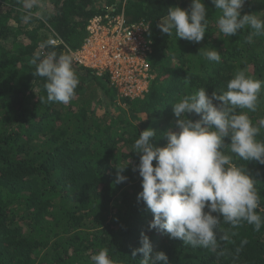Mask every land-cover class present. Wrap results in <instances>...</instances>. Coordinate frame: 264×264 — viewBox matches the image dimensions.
<instances>
[{"label": "trees", "instance_id": "1", "mask_svg": "<svg viewBox=\"0 0 264 264\" xmlns=\"http://www.w3.org/2000/svg\"><path fill=\"white\" fill-rule=\"evenodd\" d=\"M203 2L208 28L196 44L158 26L169 7L185 9L190 0H37L28 22L24 0H0V264H92L90 257L105 247L114 264H142L141 253L132 256L142 232L169 264H264V225L255 231L242 223L216 251L192 248L150 230L152 213L137 200L142 178L133 171L139 155L131 151L141 131L156 130L152 142L164 146L162 134L178 130L172 104L182 96L201 87L222 94L237 70L264 81V35L248 43L252 29L246 27L224 36L216 24L219 11ZM122 11L127 23L148 28V92L140 99L119 98L106 75L73 62L79 78L74 98L68 105L47 102L45 78L35 75L32 56L53 50L71 55L93 16ZM244 13L264 19V0H246ZM51 38L60 42L41 50ZM212 48L221 53L219 63L203 55ZM249 116L257 125L264 119V84ZM258 139L264 140V128ZM224 151L246 168L264 208V165ZM125 165L120 174L127 180L117 183Z\"/></svg>", "mask_w": 264, "mask_h": 264}, {"label": "clouds", "instance_id": "2", "mask_svg": "<svg viewBox=\"0 0 264 264\" xmlns=\"http://www.w3.org/2000/svg\"><path fill=\"white\" fill-rule=\"evenodd\" d=\"M245 2L210 0L220 13L216 20L219 32L233 37L247 27L252 29L247 42L252 43L253 36L264 35V19L253 13L242 14ZM36 3L37 0H24L25 9L29 10L23 17L25 22L32 19L30 10ZM206 11L203 0H190L185 9L169 7L158 26L167 36L174 33L177 38L199 44L208 28ZM50 46L49 42H42L39 48ZM203 55L209 61L221 60V53L215 48ZM29 63L35 66V75L45 78L47 102L68 105L72 101L79 78L71 55L54 50L46 54L37 52ZM262 84L264 81L237 70L222 94L213 91L209 95L201 87L172 104L178 130L162 134L166 138L164 146L152 142L157 138L156 130L147 128L139 133L131 151L139 155L133 171L142 178L137 200H142L153 216L150 230H161L185 246L212 251L218 249L220 241H228L230 235H235L231 229L242 223L260 231L264 225L261 217L264 208H260L255 182L246 168L237 166L233 155L226 154L224 149L227 147L243 161L264 165V140L258 139L264 119L257 125L249 116V112L257 110ZM225 138L230 143L225 144ZM126 165L119 168L117 183L127 180L120 174ZM222 224L229 225V229H222ZM139 243L141 246L132 250V256L141 253L142 264H169L163 251L153 253L150 239L143 232ZM90 260L92 264H114L107 247L93 254Z\"/></svg>", "mask_w": 264, "mask_h": 264}, {"label": "built area", "instance_id": "3", "mask_svg": "<svg viewBox=\"0 0 264 264\" xmlns=\"http://www.w3.org/2000/svg\"><path fill=\"white\" fill-rule=\"evenodd\" d=\"M143 22L127 23L123 11L117 15H95L87 23L79 49L70 52L73 62L106 75L119 98L138 99L148 92L152 80L148 55L151 42ZM60 41L49 40L50 45Z\"/></svg>", "mask_w": 264, "mask_h": 264}, {"label": "rangeland", "instance_id": "4", "mask_svg": "<svg viewBox=\"0 0 264 264\" xmlns=\"http://www.w3.org/2000/svg\"><path fill=\"white\" fill-rule=\"evenodd\" d=\"M96 6H98V3L95 4ZM118 101V100H117ZM121 106L125 108V105L123 103H121ZM103 109V108H102Z\"/></svg>", "mask_w": 264, "mask_h": 264}]
</instances>
